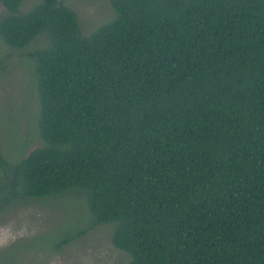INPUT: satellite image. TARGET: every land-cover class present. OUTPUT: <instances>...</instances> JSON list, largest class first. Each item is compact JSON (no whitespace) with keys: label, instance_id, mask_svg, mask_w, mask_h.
I'll return each instance as SVG.
<instances>
[{"label":"trees","instance_id":"trees-1","mask_svg":"<svg viewBox=\"0 0 264 264\" xmlns=\"http://www.w3.org/2000/svg\"><path fill=\"white\" fill-rule=\"evenodd\" d=\"M27 1L0 0V42L35 67L37 136L0 146V207L85 200L46 247L113 223L127 264H264V0H111L85 33Z\"/></svg>","mask_w":264,"mask_h":264},{"label":"rangeland","instance_id":"rangeland-1","mask_svg":"<svg viewBox=\"0 0 264 264\" xmlns=\"http://www.w3.org/2000/svg\"><path fill=\"white\" fill-rule=\"evenodd\" d=\"M60 1L77 12L84 33L113 17L111 0ZM35 2L28 0L24 8ZM3 47L0 42V146L7 155L17 157L26 137L37 136L35 67L25 57L9 55V48ZM33 138L22 156L40 145V139ZM90 217L85 200L72 193L40 202L16 200L13 205L0 207V264H127L129 254L112 243L113 223L94 227L60 249L46 247L45 233L74 226L81 229L91 223Z\"/></svg>","mask_w":264,"mask_h":264}]
</instances>
